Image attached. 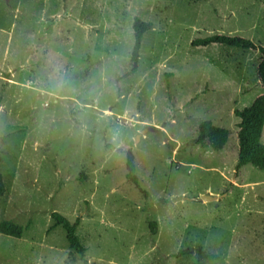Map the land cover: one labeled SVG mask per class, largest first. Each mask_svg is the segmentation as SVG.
<instances>
[{
  "label": "rangeland",
  "instance_id": "374dc122",
  "mask_svg": "<svg viewBox=\"0 0 264 264\" xmlns=\"http://www.w3.org/2000/svg\"><path fill=\"white\" fill-rule=\"evenodd\" d=\"M211 35L264 49V0H0V222L28 226L0 264H264V172L236 170L234 116L264 94L261 55L191 46ZM52 213L80 219L83 258Z\"/></svg>",
  "mask_w": 264,
  "mask_h": 264
},
{
  "label": "trees",
  "instance_id": "16d2710c",
  "mask_svg": "<svg viewBox=\"0 0 264 264\" xmlns=\"http://www.w3.org/2000/svg\"><path fill=\"white\" fill-rule=\"evenodd\" d=\"M134 45L130 57L131 70L125 74V77L135 74L138 67V52L141 45V40L145 32L150 29L149 23L141 22L135 18L132 24ZM216 44L229 48H236L243 51H258L261 59L257 66V77L259 83L264 86V49L260 46H255L251 41L226 35H211L200 39H195L191 42L192 47H207ZM234 116L238 119L237 123V163L236 170H240L246 165H250L257 170L264 172V144L262 142V134L264 129V94L257 97L249 107L234 111ZM229 132L226 129L218 128L210 122H204L198 127L196 142L203 145L204 142H209L210 147L218 152L221 151L228 140ZM126 175L125 179L132 184L143 195L146 193L140 188L138 178L136 176V167L134 163V156L131 150L126 152L125 161ZM5 193L2 175L0 174V198ZM51 218L54 221L55 227H61L65 232V239L68 246L80 258L84 257L85 248L77 236V228L80 224V219H76L70 223L65 217L58 213H52ZM28 226L23 227L11 221L0 222V235L20 239ZM149 230L151 235L156 234V223H149ZM197 255L201 259H212L214 256L204 254L200 249H186L181 250L176 254V257Z\"/></svg>",
  "mask_w": 264,
  "mask_h": 264
},
{
  "label": "water",
  "instance_id": "95a60500",
  "mask_svg": "<svg viewBox=\"0 0 264 264\" xmlns=\"http://www.w3.org/2000/svg\"><path fill=\"white\" fill-rule=\"evenodd\" d=\"M210 200L208 197H201V201H208Z\"/></svg>",
  "mask_w": 264,
  "mask_h": 264
}]
</instances>
